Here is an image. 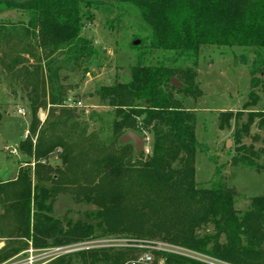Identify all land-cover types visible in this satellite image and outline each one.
<instances>
[{
  "label": "trees",
  "instance_id": "obj_1",
  "mask_svg": "<svg viewBox=\"0 0 264 264\" xmlns=\"http://www.w3.org/2000/svg\"><path fill=\"white\" fill-rule=\"evenodd\" d=\"M0 8L20 10L27 18L0 22V59L22 84L33 112L28 135L18 144L31 161L20 166L17 178L0 182V235L10 238L0 263L23 252L28 242L45 248L118 237L166 241L236 264H264V194L242 211L220 170L210 186L197 182V118L174 94L197 91L195 72L178 62L197 64L210 46L254 48L251 83L258 86L256 76L264 72V0H0ZM123 9H134L150 30L142 40L148 50L130 67L129 79L97 89L112 117L95 111L83 118L75 109L81 102L77 85L67 82L70 72L85 75L107 59L84 28L97 13L107 15L112 27L109 15ZM157 50L172 54L146 64L145 55ZM249 95L255 97L253 90ZM249 103L223 112L222 121L235 123L234 161L261 171L264 111L250 110ZM41 108H48V116L38 130ZM130 130L151 139L150 153L137 155L134 144L120 142ZM55 156L59 163L52 165ZM60 194L95 209L78 220L57 217ZM19 238L26 241L16 242ZM142 252L134 246L94 248L53 264H125ZM158 255L167 264H202Z\"/></svg>",
  "mask_w": 264,
  "mask_h": 264
},
{
  "label": "rangeland",
  "instance_id": "obj_2",
  "mask_svg": "<svg viewBox=\"0 0 264 264\" xmlns=\"http://www.w3.org/2000/svg\"><path fill=\"white\" fill-rule=\"evenodd\" d=\"M117 14L119 17H115ZM106 17L105 14L97 13L95 21L84 28V34L93 40L107 59L102 67H93L85 75L80 71L70 72L67 80L77 85L75 92L79 95L76 100H80L81 105H77L75 109L83 118L89 117L95 111L105 115L103 118L106 120L112 117L106 113L109 107L101 103L96 94L97 89L101 85H110L117 79H129L130 67L137 63L138 56L149 47V43L142 40L150 34V30H145L144 22L134 9L118 10L110 14V19L114 18L112 27ZM26 19L20 10L0 8V22L17 23ZM137 41L139 44H136ZM1 53L0 49V58ZM169 54L172 53L157 50L153 54L145 55L144 60L146 64H156ZM257 58L254 48L205 47L197 64L194 60L178 62V65L191 67L195 72L197 91L190 94L180 91L174 93L182 105L197 118L196 132L200 142L196 164L197 182L206 187L210 186L215 172L220 170L224 182L236 193V207L242 211L250 207L252 198L264 194V170L258 171L234 161L238 146L234 137L235 123L231 121L228 125L223 122L222 114L226 111L242 110L251 101L248 105L250 110L264 111V72L256 76L259 79L257 87H252L251 83V64ZM64 70L68 71V68ZM252 90L255 97L249 95ZM26 95L22 84L11 78L0 59V182L12 179L17 175L20 165L25 166L27 161H31L18 148L19 141L24 132L26 137L33 121V112ZM69 102L74 103L73 99H69ZM20 109L25 114L20 113ZM38 114L41 120L39 130L48 116V108H41ZM104 133L108 135L109 130ZM151 142L148 138L146 147L149 152L145 151V154L150 153ZM246 142H251V139H246ZM15 148L17 153H12ZM58 163L56 156L51 159L52 165ZM54 208L57 217L67 215L73 220L81 218L86 210L95 209L92 205L75 201L67 194L57 197ZM0 236L2 250L7 247L10 238L4 237L6 235ZM17 241L25 242L26 239L19 238ZM29 247L30 242L27 248Z\"/></svg>",
  "mask_w": 264,
  "mask_h": 264
},
{
  "label": "built area",
  "instance_id": "obj_3",
  "mask_svg": "<svg viewBox=\"0 0 264 264\" xmlns=\"http://www.w3.org/2000/svg\"><path fill=\"white\" fill-rule=\"evenodd\" d=\"M74 104L75 103H70L71 106ZM77 105H81V102H78ZM20 113L25 114V111L23 109H20ZM145 151L149 152V149L146 147ZM11 152L17 153V148L12 150ZM124 246H134L143 249V252L138 258L130 260L125 264H167L166 257L159 256L158 254L160 253L164 255H178L186 259H191L196 263L202 264H236L203 252L190 249L185 246L169 243L166 241H130L128 239L118 237L97 238L87 240L78 244L50 246L45 248H36L32 244V242H30L29 248L0 264H50L52 261L61 256L81 250Z\"/></svg>",
  "mask_w": 264,
  "mask_h": 264
},
{
  "label": "water",
  "instance_id": "obj_4",
  "mask_svg": "<svg viewBox=\"0 0 264 264\" xmlns=\"http://www.w3.org/2000/svg\"><path fill=\"white\" fill-rule=\"evenodd\" d=\"M136 44H139V41H137ZM172 83L177 87L181 86V82L177 78H172ZM146 141L147 140L143 135L138 134L137 132H135L133 130L126 132L120 138V142L122 144H127V143L132 142L135 146V152L137 155H139L145 151ZM229 144H230V142L228 141L227 145H229Z\"/></svg>",
  "mask_w": 264,
  "mask_h": 264
},
{
  "label": "crops",
  "instance_id": "obj_5",
  "mask_svg": "<svg viewBox=\"0 0 264 264\" xmlns=\"http://www.w3.org/2000/svg\"><path fill=\"white\" fill-rule=\"evenodd\" d=\"M28 132H29V130H28ZM25 133H26V132H24V136L22 137V139L25 138ZM27 135H28V133L26 134V136H27ZM22 139H21V140H22ZM21 140H20V141H21ZM20 141H19V142H20ZM18 144H19V143H18ZM23 155H24V154H23ZM20 166H21V165H20ZM20 166H19V168H20ZM19 168H18V169H19ZM18 172H19V170H18ZM18 172H17V175H15L12 179L17 178V176H18ZM12 179H10V180H12ZM5 181H6V180H5Z\"/></svg>",
  "mask_w": 264,
  "mask_h": 264
}]
</instances>
